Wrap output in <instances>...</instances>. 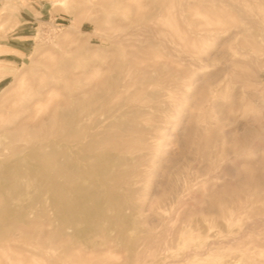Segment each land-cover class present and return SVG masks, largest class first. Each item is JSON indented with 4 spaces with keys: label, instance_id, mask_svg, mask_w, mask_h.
<instances>
[{
    "label": "rangeland",
    "instance_id": "1",
    "mask_svg": "<svg viewBox=\"0 0 264 264\" xmlns=\"http://www.w3.org/2000/svg\"><path fill=\"white\" fill-rule=\"evenodd\" d=\"M234 1L245 14L226 7L231 16L217 17L211 0L167 1L161 13L152 0H0V217L3 194L24 201L2 221L0 264H264V0ZM141 8L150 21L136 19ZM120 54L140 71L165 63L168 73H153L143 96L119 93L107 129L108 145L130 143L113 177L133 192L117 217L104 209L64 223L48 183L33 190L6 171L31 163L26 126L105 77ZM88 70L90 80L70 76ZM18 124L23 138L8 145ZM40 137L59 167L76 151L49 128Z\"/></svg>",
    "mask_w": 264,
    "mask_h": 264
},
{
    "label": "bare ground",
    "instance_id": "2",
    "mask_svg": "<svg viewBox=\"0 0 264 264\" xmlns=\"http://www.w3.org/2000/svg\"><path fill=\"white\" fill-rule=\"evenodd\" d=\"M152 1L156 6L161 8V13L166 2L172 0ZM207 1L209 2V0ZM211 1L215 2V14L217 17H220V15L222 17L231 16L229 11H224L226 7L231 9L235 8L238 12H241V14L246 13L243 8L235 6L234 0ZM240 1L242 3V0ZM237 2H239V0ZM152 15H154V13L146 9L142 10L141 8L136 14V19L138 21L148 22L151 20ZM143 28L146 31L147 29L150 30V27L143 26ZM155 48V43L150 40L147 53L153 54ZM128 60L130 59H127L125 55L121 56L120 54L117 61L112 60V63H110L107 68L100 71L105 72V77L102 76L103 78H97V81H95L91 86L88 84L90 87L86 85L87 87L85 86V89L76 88L74 94L71 95L70 101L66 100L67 102L64 103L62 100L63 102H61V105H56L53 110L49 112V116H47V118L43 120L38 119L31 125L26 126L28 127L27 134L31 136V139L27 142L26 146L28 149L27 154L31 163L24 165L22 163L23 160H20L18 163L15 162L13 167L6 171L7 173L5 178L7 182H14L19 185L21 180L25 178L26 181H28L27 185L32 187L33 190H39V188L42 187V184H44L43 181L48 183V185H50V189L56 193L53 207L59 215L61 221L64 223L72 224L81 218H84V220H91L94 216L100 217L102 216L104 209L107 212L112 211L115 214L114 217H117L119 214L123 213L122 210H124L123 207L126 206L129 194L133 192V190H130L131 188H120L119 182L122 180L121 174V176L113 177V172L119 167V162H121L123 156L121 153H117V151H124L127 148L129 149L130 143L128 140L122 139L117 144L108 145L107 140H109L110 132L107 129L109 127H114L113 125L115 121L119 119L117 115V112L119 111L118 102H120L119 97H122V95L119 96V93H123L125 91V94L126 91L129 92L131 89H135V93L133 90L134 94H144L145 87L151 81L153 73L160 72L163 77L165 75L167 77L168 73L166 74L163 72L166 65L165 63H163L161 67H157L153 70L140 71L137 67H134V64V66L130 65ZM91 71L92 70L84 71L82 74L81 72L80 74L72 73L70 76L73 77L75 81L79 77H84V79L86 77L87 81V79H89L87 78V75H90ZM94 71H97V67H93V72ZM254 74H252V76H254ZM93 75L94 74H92V76ZM170 75L172 76V74ZM170 75L168 76L169 78ZM92 76L90 75V79ZM41 95H44V93ZM46 95L48 94L46 93ZM133 95L132 97H137L136 95ZM36 103L37 102H34L33 104L35 105ZM33 104L28 105L26 109H29ZM100 112L108 114L106 119H97V114H100ZM134 115L135 117L133 120L138 118L137 113ZM94 118H96V120L93 121L95 124L94 127L92 126V128H90V126L87 127L82 125L83 122ZM24 126V124H18L15 128L6 130L5 135L8 134L9 137V141L7 142L8 145L20 140V138H23L19 130H22ZM48 128L51 133L59 136V139L64 141V143L66 141L75 143H73V147L76 149L73 154L74 156L72 155L71 157H68L69 162H65V164L60 167L57 160L49 158L41 150L43 143H41L42 137L40 136L41 133ZM140 131H138V133H140ZM141 134L139 135L141 136ZM82 140L86 141L83 142ZM53 141L57 142L56 139ZM81 141L82 146L79 147ZM46 143L49 144V141ZM62 143L60 142V144ZM70 147L71 146H69V148ZM47 148L49 149V147ZM78 148L79 150H77ZM134 165L135 160L131 163H127L125 165L126 167L122 166L124 167V170H126V172H123V175L132 176ZM113 179H117L118 184L110 186V180ZM122 185L123 184H121V186ZM3 196L8 200V211H10V213L6 211L4 216L0 217V239L3 237L1 235L3 225L2 221L8 220L10 218V214H15V209L21 210V206L24 204V201L21 202V197L19 195V197H17V194L14 191L9 192L8 194H3ZM13 199L16 201L15 204L13 203ZM102 199L104 202L101 203ZM20 202L22 205H20ZM13 204L15 205L14 208ZM78 249V247L69 248L67 254L63 255L62 258H74L75 254L73 251Z\"/></svg>",
    "mask_w": 264,
    "mask_h": 264
},
{
    "label": "crops",
    "instance_id": "3",
    "mask_svg": "<svg viewBox=\"0 0 264 264\" xmlns=\"http://www.w3.org/2000/svg\"><path fill=\"white\" fill-rule=\"evenodd\" d=\"M0 69H3L2 66L0 67Z\"/></svg>",
    "mask_w": 264,
    "mask_h": 264
}]
</instances>
